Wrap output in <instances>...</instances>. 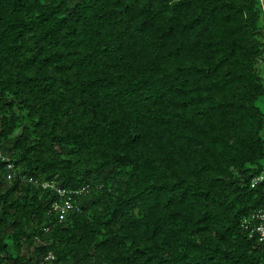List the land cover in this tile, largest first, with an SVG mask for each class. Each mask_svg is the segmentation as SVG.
Segmentation results:
<instances>
[{"label": "trees", "instance_id": "trees-1", "mask_svg": "<svg viewBox=\"0 0 264 264\" xmlns=\"http://www.w3.org/2000/svg\"><path fill=\"white\" fill-rule=\"evenodd\" d=\"M259 64L261 0H0V264H264Z\"/></svg>", "mask_w": 264, "mask_h": 264}, {"label": "built area", "instance_id": "built-area-1", "mask_svg": "<svg viewBox=\"0 0 264 264\" xmlns=\"http://www.w3.org/2000/svg\"><path fill=\"white\" fill-rule=\"evenodd\" d=\"M261 2H264V0H261ZM259 185H262L261 194L264 202V175H259L253 178L250 186L251 188H254ZM56 193L59 201L53 204V209L58 213V220L62 221L64 220L67 212L74 208V201L64 190H56ZM242 227L250 239L256 238L258 242H264V206L252 213L249 219L244 220Z\"/></svg>", "mask_w": 264, "mask_h": 264}, {"label": "rangeland", "instance_id": "rangeland-1", "mask_svg": "<svg viewBox=\"0 0 264 264\" xmlns=\"http://www.w3.org/2000/svg\"><path fill=\"white\" fill-rule=\"evenodd\" d=\"M263 4H264V2H263ZM257 70H258L260 76L263 78V83H264V64H259L257 66ZM256 105L261 110V112L264 114V98H261L260 100H258ZM263 137H264V131H263Z\"/></svg>", "mask_w": 264, "mask_h": 264}]
</instances>
